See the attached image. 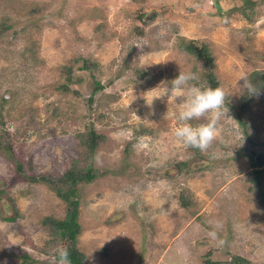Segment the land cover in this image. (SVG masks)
Masks as SVG:
<instances>
[{"label":"rangeland","instance_id":"374dc122","mask_svg":"<svg viewBox=\"0 0 264 264\" xmlns=\"http://www.w3.org/2000/svg\"><path fill=\"white\" fill-rule=\"evenodd\" d=\"M180 37L211 47L229 93L206 153L179 143L178 121L165 119L182 98L144 99L180 70L195 73ZM254 71L264 73V0H0V132L13 146L0 144V264H55L64 245L44 220H63L66 203L31 178L62 177L90 129L107 141L96 179L77 191L87 264H264L246 181L253 163L264 170V96L246 115L251 143L234 110L240 77ZM216 220L223 246L208 237Z\"/></svg>","mask_w":264,"mask_h":264},{"label":"trees","instance_id":"16d2710c","mask_svg":"<svg viewBox=\"0 0 264 264\" xmlns=\"http://www.w3.org/2000/svg\"><path fill=\"white\" fill-rule=\"evenodd\" d=\"M251 6L253 8L254 4L250 3ZM179 39L178 49L193 55L196 59L195 73L199 76L197 83H205L206 87L212 88L221 86L215 72L216 63L211 47L198 40L188 39L186 37H180ZM84 69H89V66L85 65ZM248 79L258 87H264V73L254 71ZM255 102V99L247 98V93L245 92L240 104L234 107L237 121L243 129L244 135L248 137L249 143H251L250 135L253 134L254 129L251 130L245 120L246 115ZM1 124H3L2 117H0ZM4 137V134L0 132V144H3L4 140L7 148L13 149L10 140L4 139ZM79 137L82 147L81 157L73 162L72 167L62 177L56 178L50 175H40L33 176L31 180L46 184L57 198L66 203L67 210L64 219L46 218L44 220V226L48 227L54 234L59 235V243L63 244L69 250L72 264H87L86 255L77 247L78 237L81 233V226L79 224L80 204L77 200V191L80 185L90 183L96 179L97 171L92 167V159L95 151L101 144L106 143L107 139L105 136L96 134L92 129L87 133L80 134ZM252 166L253 170L247 175L246 181L249 183V190L257 192L256 200L260 206V213L263 217L264 224V170H261L260 166L255 163ZM19 169L21 170L22 168ZM190 196L191 194L188 191H183L180 194L181 205L186 209L194 205ZM5 220L14 221V218H5ZM47 253L49 252L47 251ZM54 258L56 260L55 253ZM236 261L241 262L242 260Z\"/></svg>","mask_w":264,"mask_h":264},{"label":"clouds","instance_id":"9594fccd","mask_svg":"<svg viewBox=\"0 0 264 264\" xmlns=\"http://www.w3.org/2000/svg\"><path fill=\"white\" fill-rule=\"evenodd\" d=\"M199 76L190 71H179V74L171 81L169 87L163 90L162 94H156V89L148 91L145 96L148 106H152L155 99L167 97V104L181 99L171 112L168 110L165 119L171 116L178 121V126L173 130V135L179 143L185 147L196 148L201 152H207L213 142L219 136V122L225 115L229 114L230 109L226 107V99L229 93L218 86L203 87L197 82ZM242 86L247 93V98L259 100L264 96V87L253 84L246 75L240 77ZM205 122L193 124V121ZM211 230L208 237L215 242L216 246H223L226 241L220 237L219 231L223 224L221 221H209ZM55 264H72L69 250L63 246L55 249ZM94 264V258L89 260Z\"/></svg>","mask_w":264,"mask_h":264}]
</instances>
